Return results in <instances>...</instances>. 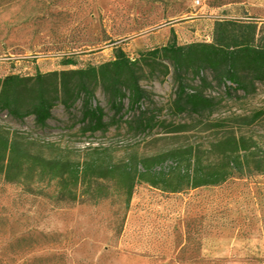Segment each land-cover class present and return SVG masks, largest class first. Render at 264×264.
I'll return each mask as SVG.
<instances>
[{"label": "rangeland", "instance_id": "rangeland-1", "mask_svg": "<svg viewBox=\"0 0 264 264\" xmlns=\"http://www.w3.org/2000/svg\"><path fill=\"white\" fill-rule=\"evenodd\" d=\"M197 1L0 0V77L100 64L118 47L137 58L172 40L211 41L220 17L254 16L264 27V0ZM69 58L74 64L64 65ZM199 83L193 80L189 88ZM141 84L161 107L174 98L171 75L157 80L142 72ZM206 93L221 98L224 87ZM98 98L105 105L100 91ZM262 106L264 85L255 96L224 97L219 112L244 116ZM53 112L41 133L30 127L31 119L3 118L0 125L31 153L76 163L86 157L117 163L176 144L161 129L146 137L112 129L90 143L65 130L70 120L62 106ZM201 129L194 127L191 140L206 139ZM246 131L264 143V126ZM12 172V180L0 173V264H264V174H235L182 192L138 183L127 205L111 179H88L61 193L57 180ZM99 195L105 198L95 201Z\"/></svg>", "mask_w": 264, "mask_h": 264}, {"label": "trees", "instance_id": "trees-1", "mask_svg": "<svg viewBox=\"0 0 264 264\" xmlns=\"http://www.w3.org/2000/svg\"><path fill=\"white\" fill-rule=\"evenodd\" d=\"M63 63L72 66L74 61L69 58ZM142 72L157 80L172 76L176 90L168 106H159L141 84ZM196 79L200 83L190 89ZM261 85L264 27L249 15L217 18L211 41L181 44L172 40L141 52L137 58L118 47L113 59L100 64L1 76L0 119L20 123L31 119L30 127L36 133L50 128L54 109L62 106L70 120L65 130L87 142L94 143L93 139L112 129H125L133 137H146L161 129L176 144L117 163L101 164L90 157L76 163L33 154L20 136L4 133L0 125V173L12 180V171H33L38 177L57 180L61 193L88 179H111L123 189L127 205L138 183L182 192L222 184L235 174H264V143L246 131L264 126V106L244 116L223 117L219 112L224 97L255 96ZM216 86L224 87L221 98L206 93ZM164 107L167 113H163ZM170 115L186 121L169 120ZM199 125V132L207 135L197 142L191 140V134ZM95 150L97 147L91 146L89 151ZM93 197L95 201L105 198Z\"/></svg>", "mask_w": 264, "mask_h": 264}, {"label": "built area", "instance_id": "built-area-1", "mask_svg": "<svg viewBox=\"0 0 264 264\" xmlns=\"http://www.w3.org/2000/svg\"><path fill=\"white\" fill-rule=\"evenodd\" d=\"M197 3L199 4V3H201V2L198 0Z\"/></svg>", "mask_w": 264, "mask_h": 264}, {"label": "crops", "instance_id": "crops-1", "mask_svg": "<svg viewBox=\"0 0 264 264\" xmlns=\"http://www.w3.org/2000/svg\"><path fill=\"white\" fill-rule=\"evenodd\" d=\"M61 69H63L64 67H60Z\"/></svg>", "mask_w": 264, "mask_h": 264}]
</instances>
